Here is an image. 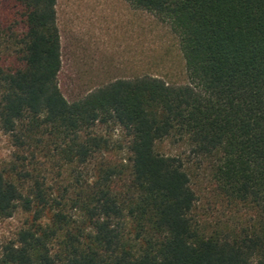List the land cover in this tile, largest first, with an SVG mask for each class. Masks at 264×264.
<instances>
[{
    "label": "trees",
    "instance_id": "16d2710c",
    "mask_svg": "<svg viewBox=\"0 0 264 264\" xmlns=\"http://www.w3.org/2000/svg\"><path fill=\"white\" fill-rule=\"evenodd\" d=\"M127 1L172 25L189 83L121 78L70 102L57 0H0V128L15 149L0 219L34 212L0 264H264V0ZM110 124L123 141L97 132ZM168 138L252 215L201 225L183 159L157 149ZM50 168L72 177L58 192Z\"/></svg>",
    "mask_w": 264,
    "mask_h": 264
},
{
    "label": "rangeland",
    "instance_id": "374dc122",
    "mask_svg": "<svg viewBox=\"0 0 264 264\" xmlns=\"http://www.w3.org/2000/svg\"><path fill=\"white\" fill-rule=\"evenodd\" d=\"M57 15L63 61L59 85L68 101H77L121 78L148 75L174 85L190 82L180 38L172 25L134 8L127 0H57ZM96 130L113 144L124 140L121 129L112 124ZM157 149L183 159L197 195L193 215L201 225L214 229L234 213L247 218L252 215L251 211L233 208L223 201L207 163L192 154L188 143L168 138ZM14 153L9 137L0 128V166L12 162ZM118 156L125 154L121 152ZM67 170L61 169V176L59 169L44 172L55 190L70 183L72 177ZM33 220L34 212L21 207L11 218L0 219V243L16 240ZM43 223H48L46 218Z\"/></svg>",
    "mask_w": 264,
    "mask_h": 264
}]
</instances>
